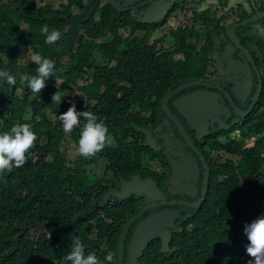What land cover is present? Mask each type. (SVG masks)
Instances as JSON below:
<instances>
[{
  "label": "trees",
  "instance_id": "16d2710c",
  "mask_svg": "<svg viewBox=\"0 0 264 264\" xmlns=\"http://www.w3.org/2000/svg\"><path fill=\"white\" fill-rule=\"evenodd\" d=\"M24 4V0H0V49H17L15 38L20 45L27 47V39L19 24H30L32 52L53 61L48 50L52 44L45 43V36L40 32L44 22L25 12ZM133 16L132 12L119 11L117 7L114 10L110 6L109 18L113 23L99 25L108 27V33L114 35L110 46L124 43L117 30L118 27L134 26ZM261 22L263 25H258ZM263 26L264 19H259L247 29ZM48 27L58 30L60 39L64 37L54 23H48ZM131 41L133 38L128 40ZM205 43H211V39ZM138 44L139 41H135L136 52H139ZM130 50V45L124 46L119 55ZM30 51L25 65L15 62L16 66H13L16 84L0 85V132L9 130L13 124L29 123L36 134L32 147L26 151L24 164L11 171L0 172V264H70L65 257L77 240L86 253L97 256L100 264H110L104 260L108 252L113 254V264H118V244L123 225L139 212L141 198L132 195L127 201L120 202L117 198L104 201L110 191L108 185L117 183V179L97 180L88 171L83 156L70 160L68 151L64 149L66 136L71 135V141L78 145L80 130L86 121L81 117L79 124L66 134L58 117L73 102L66 98V101L54 105L38 96L30 98L27 84L21 83L22 75H33L38 67L30 62ZM150 52L147 47L143 54L149 58ZM167 57L158 59L160 70L149 69L145 64L147 80L159 87L164 82L176 84L198 67L176 64L171 56ZM89 61L87 53L75 61H57L53 76L47 80L53 87L58 84V77L63 80L61 87L68 86L69 82L76 84L79 77L86 74ZM4 67L11 66L0 56V69ZM137 70L135 65L130 69L120 67L109 71L108 75L113 78L109 83L117 82V85L109 88L107 94L102 93L92 100L97 103L90 102L85 106L80 101L76 105L77 111H91L104 125L123 124L121 128L128 133H138L133 126L139 123L135 118L157 107H152V102L135 99L124 85H128L127 80L137 84ZM261 76V97L249 117L235 122V116L243 118L232 110L225 115L229 119L217 117L200 138L202 141L209 139L212 146L233 156L212 166L208 194L201 208H186L172 219L169 216L166 231L171 233L165 236V241L158 237L137 251L135 234L148 214L140 217L139 223L136 221L129 229L125 240L123 264H248L252 259L245 250L248 241L244 226L264 214V71ZM19 86H22V94L18 93ZM257 87L258 83L255 92ZM133 106H138L143 112L132 114L130 107ZM28 108L32 109V114L28 113ZM117 154L128 167L136 158V151L131 148L123 152L119 147ZM134 166L132 172L139 173L142 178L153 176L139 163ZM123 168L119 166L116 176L122 173ZM199 176L201 174L196 175L195 183ZM153 182L159 190L165 191V195L173 192L171 184L165 189L168 176L154 177ZM172 199L189 200L178 195ZM35 201L41 203V208L34 205ZM99 203L105 206L99 208ZM174 226L179 229L175 230ZM167 240L170 243H166Z\"/></svg>",
  "mask_w": 264,
  "mask_h": 264
},
{
  "label": "clouds",
  "instance_id": "9594fccd",
  "mask_svg": "<svg viewBox=\"0 0 264 264\" xmlns=\"http://www.w3.org/2000/svg\"><path fill=\"white\" fill-rule=\"evenodd\" d=\"M24 1L25 12L30 13L36 19L44 22V25L40 28V32L45 36V43L52 44L48 50L53 57V61L47 57H42L39 53L34 54L32 52V43L30 41L32 39V32L30 30V24H19V29L24 33L28 46L24 47V45H20L15 38L14 42L19 46L17 49H0V56L8 62L9 66H11L0 69V85L7 84L12 86L16 84V77L13 75V66H16L15 62L25 65L26 56L31 50L30 62L35 63L38 67L35 68L33 75H22L23 80L21 83L23 85L27 84L25 86L29 90L30 98L38 96L41 97L42 100L54 105L61 103V101H66V98L73 102L66 111L60 112L58 119L61 123L63 132L66 134L70 133L74 126L79 124L81 117L86 121L80 130L78 145L75 143L79 153V156L75 160L83 156L88 171L92 172L97 180L101 178L117 179V183L108 185L110 191L105 195L104 201H107L108 199L115 201V198L120 202L123 200L127 201L131 200L129 198L132 195H135L141 198L140 201L142 207L139 211L148 205L159 204L163 201H185L191 204L198 203L202 198L203 188L200 190L201 194L192 190L193 196L190 197L189 200L169 198V196L164 194L165 191L163 193L157 188L153 179L154 177L161 179L168 176V182L164 184L166 189L171 184L173 172L160 174L151 170V167L158 162L164 166L163 169L174 167L175 169L181 170V164L178 163L176 166L175 162H177L176 157L179 156L177 153L180 151L182 136L192 148L196 149L184 127L179 120L171 114L169 103L175 100V104L181 108L187 104L189 93L194 92L193 96H195L197 91L202 92L204 93V96L202 93H197L196 96H203V99H207L206 93L202 88L222 89L215 84L206 82L205 72L209 67V51L207 49L201 51L195 48H183L184 40L187 38L189 30H191L193 38L197 42H200V35L198 30H193L190 27L191 25L186 23L187 16L180 3L177 0H166L168 4L165 6L162 4V0H159L161 1V6L158 7L155 6L157 0ZM256 5L260 10H264V6ZM110 6H112L114 10L115 7H117L119 11L123 9L134 14L132 20L134 26L130 25L125 28L118 27V34L123 38L124 43L117 44L116 46H110L113 42L114 35L108 33L107 30L109 28L99 27V25L109 26L108 23H113L112 19L109 18ZM259 15H264V11L256 17L258 20L264 19V16L259 17ZM48 23H54L63 33L64 37L60 39L61 33L58 30H50ZM244 23L247 26L249 22L244 21L241 24ZM241 24L229 28L228 30V33L232 36L229 35V37L235 41H237L235 33L237 29L242 26ZM182 25L185 27L183 28ZM124 31H129V33ZM201 34L203 35L202 32ZM130 38H133V41L128 42ZM135 41H139L137 47L139 48V52H136ZM62 44L65 46L63 47ZM158 44L167 46L168 48H174V50L171 51L170 49H167L166 51H170L169 53L163 52L157 55L156 46ZM127 45H130L131 50L123 52V55H119L122 48ZM195 46H197V43ZM134 47L135 50L133 49ZM147 47H149L151 51L149 53V58H146L143 54ZM25 51H27V53H25ZM83 53H87V56L91 59V61L87 62L88 66L85 69L86 74L79 77L76 84L69 82V85H66L67 87H61L63 80L58 77V84L56 87H53L47 78L53 76L54 64L57 61L64 63L75 61ZM180 53L183 56L181 58L176 57V55ZM108 55H110V57ZM167 56H171V59L176 64H184L186 66L198 65V67L192 74H189L187 78L179 79L176 84H168L167 82H164L162 86L159 87L147 80L145 64L149 69L160 70L157 61L158 59L161 60L163 58H168ZM145 61L147 62L145 63ZM135 65L138 67L136 72L138 75L137 84L127 80L128 85H124L127 86L135 99L142 102H152L154 103L152 107H157L156 110L150 109L148 112L141 111L138 106L130 107L132 114H134V112H143L135 118V121L139 123L137 125L133 124L134 128L138 130V133H128L121 128L123 124H115L113 126L104 125L103 122L99 121L97 116L91 111H77L76 105H79L80 101H82L85 106L90 102L97 103L92 100L100 96L102 93L107 94L109 88L117 85V82L109 83L110 81H113V78L108 75L109 71L116 70L120 67L123 69H130ZM106 68L110 70H106ZM98 82L100 83L98 84ZM20 87L22 86H19L18 93H22ZM26 87L24 88L26 89ZM170 93H172V96L168 98ZM257 93L255 94V98ZM261 93L262 87L260 97ZM225 96L228 100L230 99L232 110L235 115L242 117V120H246L256 107L255 105L253 110L247 116H243L237 112V107L242 110H248L254 103L245 109L236 104L229 92H225ZM260 97L258 101L260 100ZM209 103V106H202L199 111L191 112V117H196L204 121L206 112L212 109V103L217 106L215 102L209 101ZM194 105L198 104L194 103ZM27 110L32 114L31 108H28ZM50 114L52 113L50 112ZM25 119H27V117H25ZM209 127L210 124H208V127L203 130L201 135L197 136L196 139L200 140ZM66 137L67 142L65 143V146L71 142L72 136L68 135ZM35 139L36 134L29 123L13 124L9 130L0 132V172L11 171L14 167L22 166L26 160V151L32 147ZM119 147L122 148L123 152L128 148L136 151V155L134 154L136 158L132 159L133 163L130 164L129 167L125 166V163L117 154V148ZM210 148H212L214 152L216 150L219 151V159L221 161L219 164L225 161V152L221 151L219 147L215 148L211 143ZM172 151L175 152V157L171 155ZM201 151L204 153L202 149ZM231 157L233 156L231 155ZM94 158L96 159L94 160ZM137 160L139 161L134 162ZM137 163L140 164L142 169L145 168L150 170L153 176L142 178L139 173L132 172L135 167L134 165ZM210 165L212 167L216 164ZM119 166L124 168L122 173L116 176L115 173L116 170L119 169ZM206 166L209 168L207 184L209 190L211 167L205 163L204 179ZM157 174H159V177H157ZM33 203L36 207L41 208V203L37 201ZM203 203L200 207L170 206L199 209ZM104 206V203H99L98 205L99 208H103ZM170 206H162L155 209ZM155 209H150L142 215L144 216L148 214L146 219L141 221L139 229L135 234L136 239L140 238L136 241L138 247L143 248L145 243H151L153 239H157L158 237H162V241H165L164 233L166 232L167 226L157 229L148 240L141 243V238L146 237L153 230L154 223L163 221V219H151L152 211ZM166 222H170V219H166ZM93 233H95V231ZM244 233L246 234L248 241L245 250L252 258L248 261V264H264V214L259 215L251 222L246 223L244 226ZM125 240H127V238H125ZM166 243H170V240H167ZM142 248L138 250H141ZM124 255L125 252L123 250L122 264ZM65 258L67 261H70V264H100L97 256L91 252L86 253L84 247L78 240L72 244L71 249ZM104 260L113 264V254L108 252L104 257Z\"/></svg>",
  "mask_w": 264,
  "mask_h": 264
},
{
  "label": "flooded vegetation",
  "instance_id": "af4514ba",
  "mask_svg": "<svg viewBox=\"0 0 264 264\" xmlns=\"http://www.w3.org/2000/svg\"><path fill=\"white\" fill-rule=\"evenodd\" d=\"M184 13L187 16L186 23L191 25L193 30H198L200 35V42L193 38L191 30L187 38L184 40V49L195 48L198 50L209 51V67L205 72L206 82L215 84L222 89H210L202 88L206 93L207 99H203V96L197 97L193 93L188 94L187 104L181 108L175 104V100L169 103V109L172 115H174L189 135L192 144L196 149L181 137L180 151L177 153L179 160L183 161L182 154L186 151H191L195 155L196 159L194 163L188 165L190 167L189 172H196L192 177L193 185L190 187L196 193L201 194L200 190L203 188L205 163L210 167L214 164H219V154H214V150L210 148L209 139L204 141L196 139L201 135V132L208 127V124L214 123V120L222 116L225 119H229L226 114L232 111V103L225 96V92H229L233 97L236 104L243 108H248L254 103L255 94L259 90V84L261 83L263 88V81L261 72L264 71V26L258 28L257 32L259 36H253L250 33L255 32V29H247L248 25H252L254 15L262 13L264 10H260L257 5L251 15H247L245 7L249 6L248 0L242 2V0H177ZM259 4L258 0H255ZM248 2V3H247ZM253 5V0H251ZM248 21L247 26L243 23ZM239 27L235 33L237 41L230 38L228 33L229 28ZM258 25H263V22ZM184 28L185 26L182 25ZM203 33V35L201 34ZM231 36V35H230ZM232 37V36H231ZM211 38V43L205 44L207 39ZM197 43V46L195 44ZM205 44V45H204ZM258 45V47H257ZM174 48H168L158 44L156 46L157 55L161 53H169L166 51ZM183 55L177 54L176 57L181 58ZM258 83L257 90L255 92L256 84ZM242 92V93H241ZM250 100L251 103H250ZM211 102L217 104L212 106L209 111L206 112L204 121L196 117H191V112L199 111L202 106H209ZM197 103L198 105H194ZM250 103V105H249ZM242 119L234 117L235 122H239ZM182 144L184 148H182ZM203 150L202 153L201 149ZM181 170L174 167L163 169L164 166L158 162L151 167V170L160 174L165 172L182 173L183 163H180ZM212 171V167H211ZM197 174H201L196 179V186L194 179ZM159 177V174H157ZM200 199V198H199ZM198 199V200H199ZM197 200V201H198ZM144 225V223H143ZM183 224H180L182 227ZM140 238L135 239V241ZM135 249L138 247L136 242L134 243Z\"/></svg>",
  "mask_w": 264,
  "mask_h": 264
},
{
  "label": "rangeland",
  "instance_id": "374dc122",
  "mask_svg": "<svg viewBox=\"0 0 264 264\" xmlns=\"http://www.w3.org/2000/svg\"><path fill=\"white\" fill-rule=\"evenodd\" d=\"M245 1L246 0H243V2H245ZM258 1H259L258 5L264 6L263 5L264 0H262L263 2L260 0H258ZM248 2L247 3L249 4V6L245 7V9L247 11V15L249 16V15H251V13H253V11L255 9V5L257 3L255 0H253V5H252L251 0H248ZM162 4L167 6L168 2L166 0H162ZM155 6L160 7L161 1L157 0L155 3ZM253 7H254V9H253ZM256 17H257V15L253 17V23L258 22V18H256ZM257 30H258V28L254 30L255 32H251L250 34L253 36H259V34L256 33ZM124 32L129 33V31H124ZM19 94H22V93L20 92ZM27 111H28V113H30L29 110H27ZM182 148H184L183 144H182ZM65 150H67L69 152V157H70L71 161H74L79 156V153L77 151V146L72 141L69 142L65 146ZM214 154H219V151L216 150L214 152ZM171 155L173 157H175V152L172 151ZM182 157L184 158L183 161H180L179 158L176 157L177 158V162H175L176 166L178 165V163H183V172L182 173H177L176 171L173 172L172 178H171V188H172L173 192L169 195V198H172L175 195H178V196L183 197V198H190L193 196L192 188H190V187L193 185L192 177H193L194 173H196V172H189L190 167H188V165H191V163H194L196 157L194 154H192L191 151H186L185 153L182 154ZM230 157H231L230 154L224 153V160H226ZM158 200H161V199H158ZM185 210H186V208H179V207H174V206L164 207L163 209L158 208V209L153 210L151 219L152 218L158 219L161 217L163 219V221L155 222L153 230L150 232L149 235L141 238V243H144L146 240H148L149 237L151 235H153L157 229L164 228L165 226H167V222H166L167 217L170 216L171 217L170 219H172L174 215H178L179 212L185 211ZM138 223H139V221H137L136 224H138ZM174 227H176V226H174ZM177 229H179V228L176 227L175 230H177ZM143 231H144V229H143ZM169 233H171V232L166 231L164 234H165V236H168Z\"/></svg>",
  "mask_w": 264,
  "mask_h": 264
},
{
  "label": "water",
  "instance_id": "95a60500",
  "mask_svg": "<svg viewBox=\"0 0 264 264\" xmlns=\"http://www.w3.org/2000/svg\"><path fill=\"white\" fill-rule=\"evenodd\" d=\"M264 16V15H259V17ZM261 83L259 84V90L257 93L256 98L254 99V104L252 107H250L248 110H242L241 108L237 107V112L242 114L243 116H247L254 108V106L256 105V103L258 102V99L260 97V91H261ZM172 96V93L169 94L168 98H170ZM208 175H209V168L206 166V172H205V179H204V186H203V192H202V198L200 199V201L198 203L195 204H191L185 201H173V202H167V201H163L159 204H154V205H148L146 207H144L143 209H141V211L138 212V214L132 218L129 219V221L127 223H125V225L123 226V230H122V234H121V239L119 242V264H122V253L124 250V242H125V238H127V234L129 231V228L132 226V224L139 218L141 217L145 212H147L150 209H155L157 207H162V206H170V205H176V206H187V207H200V205L203 203V201L205 200V197L207 195L208 192Z\"/></svg>",
  "mask_w": 264,
  "mask_h": 264
}]
</instances>
